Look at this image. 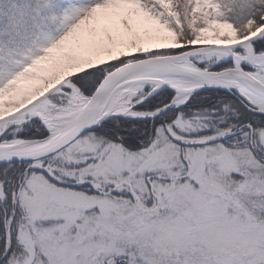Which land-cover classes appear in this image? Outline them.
Segmentation results:
<instances>
[{
    "label": "snow or ice",
    "instance_id": "6c2138e0",
    "mask_svg": "<svg viewBox=\"0 0 264 264\" xmlns=\"http://www.w3.org/2000/svg\"><path fill=\"white\" fill-rule=\"evenodd\" d=\"M0 264H264V0H0Z\"/></svg>",
    "mask_w": 264,
    "mask_h": 264
}]
</instances>
